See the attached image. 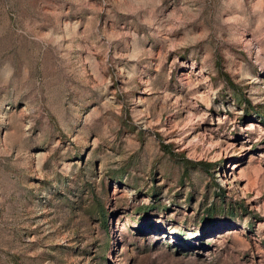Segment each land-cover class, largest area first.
<instances>
[{
  "label": "rangeland",
  "instance_id": "1",
  "mask_svg": "<svg viewBox=\"0 0 264 264\" xmlns=\"http://www.w3.org/2000/svg\"><path fill=\"white\" fill-rule=\"evenodd\" d=\"M0 264H264V0H0Z\"/></svg>",
  "mask_w": 264,
  "mask_h": 264
}]
</instances>
